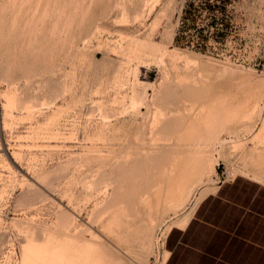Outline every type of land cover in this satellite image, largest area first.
<instances>
[{
	"label": "rangeland",
	"instance_id": "1",
	"mask_svg": "<svg viewBox=\"0 0 264 264\" xmlns=\"http://www.w3.org/2000/svg\"><path fill=\"white\" fill-rule=\"evenodd\" d=\"M239 174L264 183V0H0V264H164Z\"/></svg>",
	"mask_w": 264,
	"mask_h": 264
},
{
	"label": "crops",
	"instance_id": "2",
	"mask_svg": "<svg viewBox=\"0 0 264 264\" xmlns=\"http://www.w3.org/2000/svg\"><path fill=\"white\" fill-rule=\"evenodd\" d=\"M163 244L164 264H264V183L243 174L218 183Z\"/></svg>",
	"mask_w": 264,
	"mask_h": 264
},
{
	"label": "bare ground",
	"instance_id": "3",
	"mask_svg": "<svg viewBox=\"0 0 264 264\" xmlns=\"http://www.w3.org/2000/svg\"><path fill=\"white\" fill-rule=\"evenodd\" d=\"M156 167V166H155Z\"/></svg>",
	"mask_w": 264,
	"mask_h": 264
}]
</instances>
